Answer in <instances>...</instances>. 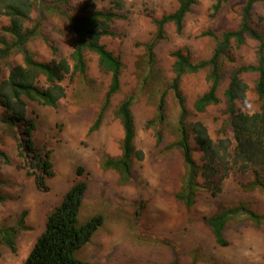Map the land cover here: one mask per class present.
<instances>
[{"label": "rangeland", "instance_id": "1", "mask_svg": "<svg viewBox=\"0 0 264 264\" xmlns=\"http://www.w3.org/2000/svg\"><path fill=\"white\" fill-rule=\"evenodd\" d=\"M247 0H227L218 10L216 0H196L185 17L182 33L173 23L166 26V37L156 47L155 83H144L148 67L144 42L156 31L154 18L173 12L179 0H45L44 15L37 9L30 26L41 19L39 35L28 48L35 58L50 61L69 57L75 45V33L68 17L90 14L98 10H113L120 16L112 28L116 36H104L102 42L122 60L121 89L103 112L99 128L89 133L103 109L111 74L104 70L93 51L86 54L85 73L68 75L63 81L66 96L57 106L28 101V114L37 122L34 138L39 146L51 151L55 174L48 178V189L40 188L34 177L28 176L24 160L11 129L0 119V149L10 158H0V193L8 196L0 203V227H16L26 211L24 223L15 235L16 250H12L0 235V264H21L29 255L38 237L45 231L48 216L61 203L65 193L78 181H86L88 190L83 199L79 223L101 215L103 225L90 241L76 251L80 259L95 264H264V220L257 224L250 213L264 216V191L251 189L252 171L233 170L221 181V191L214 194L204 187L196 202L187 206L177 197L182 186L185 163L181 150L170 146L179 139V105L171 93L166 100V121L161 124L163 141L159 143L155 129L148 124L157 113L160 93L174 76L173 52L182 49L193 61L208 59L216 45V38L207 32L221 34L236 29L241 21ZM9 18H0V30ZM252 25L264 33V1L256 3ZM258 44L247 38L240 47L234 45L233 60L225 65L219 95L220 102L204 112L194 110L197 98L209 88L208 70L184 76L181 86L189 107V121L201 120L212 137H232L228 126L227 100L224 91L231 74L242 64L258 60ZM146 58V59H145ZM21 53L1 62L3 75L9 66L21 63ZM249 84L247 98L238 106L247 112L259 109L260 102L254 90L255 73H246ZM39 84L47 86L44 76ZM134 96L132 111L136 124L134 143L143 152L136 158L131 181L123 183L120 173L105 168L107 157L122 153L124 129L116 115L119 104ZM4 109L0 106V118ZM194 157L202 163L203 154L193 136ZM83 167L81 174L78 168ZM236 208V215L225 229L227 245L217 243L208 217L223 209Z\"/></svg>", "mask_w": 264, "mask_h": 264}, {"label": "trees", "instance_id": "2", "mask_svg": "<svg viewBox=\"0 0 264 264\" xmlns=\"http://www.w3.org/2000/svg\"><path fill=\"white\" fill-rule=\"evenodd\" d=\"M195 1L179 0L178 7L173 12L154 18L156 31L150 40L143 43L148 67L145 76H142L144 83L156 82L154 81L157 77L154 67L156 47L166 37V26L173 23L176 31L182 33L185 17ZM226 1L216 0L215 10ZM259 1L264 0L246 1L241 21L236 29L226 30L220 35L211 31L205 33L216 38L213 53L208 59L193 61L182 49L173 52L174 76L168 87L159 95L155 118L148 121L147 125L155 129L157 141L161 143L163 132L160 126L166 121V100L171 91L179 105L180 114L179 139L170 146H176L181 150L185 163L183 182L177 197L187 206L196 202L202 187L214 194L219 193L222 189L221 181L233 170L252 171L254 178L248 186L264 191V33L252 25L253 10ZM44 7L45 0H0V18L4 16L9 18L8 24L0 30V106L4 109L0 119L13 133L18 155L24 160L27 175L34 177L40 188L48 189V178L55 174L51 151L45 146H39L34 138L37 122L28 114V101L35 100L42 105L57 106L66 96L63 81L68 75L85 73L88 68L86 54L88 51L95 52L100 66L111 74V82L103 109L89 130L91 133L99 128L103 112L110 106L112 97L121 89L124 64L120 57L102 42L104 36L117 35L112 24L120 14L113 10H98L90 14L69 16V25L76 36L70 56L53 58L50 61L36 59L28 44L39 35L42 21L39 19L34 25L29 24L36 9L40 16L44 15ZM247 38H254L259 42L258 60L254 64L239 65L231 74L224 95L228 105L226 123L232 127L233 136L215 140L203 121L188 120L190 109L181 83L185 75L207 69L209 88L197 98L194 110L204 112L209 106L219 103L221 100L219 90L224 78L225 65L233 60L234 45L242 46ZM18 53L22 54L23 61L10 65L8 75H3L1 62ZM246 73L257 75L254 90L260 106L254 112L244 111L238 106L239 101L247 98L250 88L243 77ZM42 76L46 79V87L39 84ZM133 101L134 96L130 95L116 110L124 129L122 153L117 157H107L104 162L105 168L115 169L120 173L123 183L131 181L135 159L143 158V152L138 150L134 143L136 124L132 111ZM191 136L203 154L202 163L194 157ZM0 158L10 163L9 155L3 149H0ZM83 170V167H79L77 173L81 174ZM87 190L88 183L81 180L74 183L65 193L61 203L48 216L45 231L38 237L21 264H95L76 256V251L86 245L104 223L101 215H95L88 221L79 223V212ZM7 199V195L0 193V203ZM26 213L23 212L18 226L0 227L3 241L14 251L16 250L14 237L19 228H28L23 221ZM236 213V208H227L208 217V223L218 244L227 245L225 229ZM249 217L257 224L264 220V216L255 213H250Z\"/></svg>", "mask_w": 264, "mask_h": 264}]
</instances>
